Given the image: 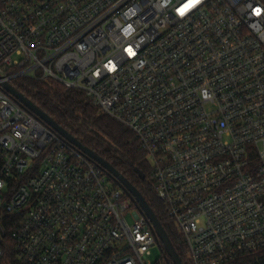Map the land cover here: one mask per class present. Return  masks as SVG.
I'll use <instances>...</instances> for the list:
<instances>
[{"label": "built area", "instance_id": "obj_1", "mask_svg": "<svg viewBox=\"0 0 264 264\" xmlns=\"http://www.w3.org/2000/svg\"><path fill=\"white\" fill-rule=\"evenodd\" d=\"M19 78L133 132L188 264L264 249V0H0V262L9 237L21 264H152L147 217Z\"/></svg>", "mask_w": 264, "mask_h": 264}, {"label": "trees", "instance_id": "obj_2", "mask_svg": "<svg viewBox=\"0 0 264 264\" xmlns=\"http://www.w3.org/2000/svg\"><path fill=\"white\" fill-rule=\"evenodd\" d=\"M12 85L83 145L107 160L143 194L168 232L183 263L188 264L185 252L177 246L172 226L158 198L147 154L133 132L94 107L84 93L67 90L52 80L19 78ZM109 179L116 187H120ZM3 245L5 256L0 264H21L9 237L4 239ZM161 250L168 263L172 264L163 248ZM229 264H264V249L241 256Z\"/></svg>", "mask_w": 264, "mask_h": 264}, {"label": "water", "instance_id": "obj_3", "mask_svg": "<svg viewBox=\"0 0 264 264\" xmlns=\"http://www.w3.org/2000/svg\"><path fill=\"white\" fill-rule=\"evenodd\" d=\"M4 88L10 94V96L14 100H16L22 107L26 108L37 118L42 120L49 128L57 132V134L63 140L71 144L73 147L77 148L83 155L95 162L104 170L108 177L118 183L121 189L124 190V192L131 198V200L139 207L141 213L146 216L151 223L156 235L158 236V245L166 252L171 263L184 264L181 256L175 248L173 241L171 240L162 222L159 220L157 214L149 205L143 194L127 178H125L114 166H112L97 152L83 145L78 138L74 137L66 129L61 127L52 117L45 113L30 99L25 97L12 84L7 83L4 85ZM139 173L142 177L144 176L141 172Z\"/></svg>", "mask_w": 264, "mask_h": 264}, {"label": "rangeland", "instance_id": "obj_4", "mask_svg": "<svg viewBox=\"0 0 264 264\" xmlns=\"http://www.w3.org/2000/svg\"><path fill=\"white\" fill-rule=\"evenodd\" d=\"M130 221H133L132 218L129 219ZM177 241L180 242V236L177 235ZM163 253L161 248L156 245L151 249V256L148 258L149 261H151L152 264H157L159 260L161 259Z\"/></svg>", "mask_w": 264, "mask_h": 264}]
</instances>
